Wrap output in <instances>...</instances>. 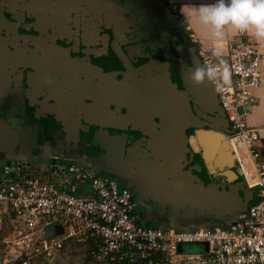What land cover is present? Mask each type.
I'll return each mask as SVG.
<instances>
[{
	"label": "flooded vegetation",
	"instance_id": "flooded-vegetation-1",
	"mask_svg": "<svg viewBox=\"0 0 264 264\" xmlns=\"http://www.w3.org/2000/svg\"><path fill=\"white\" fill-rule=\"evenodd\" d=\"M144 6L142 0H0V136L13 139L10 158L0 163L40 177V167L64 168L75 180L93 169L129 192L144 226L188 230L198 220L190 216L197 210L189 197L209 181L201 150L189 142L193 129L184 131L192 157L187 162L185 153L180 161L188 180L173 193L189 201L154 202L148 185L158 178L150 166L155 151L148 143L135 147L151 130L127 116L130 105L117 80L158 58L170 81L186 92L199 124H211L216 107L199 101L190 90L197 85H185L177 72L182 63L173 45L188 41L185 27L176 20L178 33L174 28L159 35L152 20L142 22Z\"/></svg>",
	"mask_w": 264,
	"mask_h": 264
},
{
	"label": "built area",
	"instance_id": "built-area-1",
	"mask_svg": "<svg viewBox=\"0 0 264 264\" xmlns=\"http://www.w3.org/2000/svg\"><path fill=\"white\" fill-rule=\"evenodd\" d=\"M188 41L195 45L196 38L188 33ZM240 26L238 34L244 35ZM230 59L226 67L217 64L206 52L196 49L198 60L214 87L229 133L226 139L246 188L254 190L247 210L235 213L225 227H199L188 230L160 229L143 226L137 221L129 192L117 182L90 170H84L91 189L90 197H80L71 190L54 188L39 175L12 173L19 166H7L0 173V228L9 215L12 229L19 233H40L34 252L45 259L63 248L62 240L73 237L79 241L86 232L100 239V250L123 251L150 264L156 255L165 264H264V163L258 158L254 142L264 128L247 124L250 109L256 101L254 90L259 85L260 54L253 44L240 40L227 45ZM224 68L227 75H223ZM18 174V173H16ZM11 212L13 216H11ZM45 214L62 217L67 225L57 235H44L40 228L47 222ZM55 220V219H51ZM69 222L76 224L73 229ZM21 225L16 228L15 225ZM8 228L7 224L5 225ZM200 252L182 251L181 246L200 244ZM126 254V253H123ZM19 264H29V256L18 258Z\"/></svg>",
	"mask_w": 264,
	"mask_h": 264
},
{
	"label": "crops",
	"instance_id": "crops-1",
	"mask_svg": "<svg viewBox=\"0 0 264 264\" xmlns=\"http://www.w3.org/2000/svg\"><path fill=\"white\" fill-rule=\"evenodd\" d=\"M142 1L145 5L143 7L144 11L141 13L142 22H146L148 19L152 20L159 28L155 29L157 33L161 36H165L167 33L170 34L175 31V29L178 33L179 27L176 23V20H178L181 25L187 28L188 33L196 38L197 42L194 45L195 48L206 52L217 64H221L224 67L227 66L230 59L227 48L229 43L246 40L255 46L260 54V77L259 85L253 92L256 96V101L250 109L247 124L251 128H264V0ZM240 26L245 29L244 35L238 34V28H240ZM176 38L177 37H173L171 41L174 42ZM179 44H183L180 39L173 45V51H175V46ZM227 73V69L224 68L223 75H227ZM147 143L148 147L155 151L154 159L151 161L150 166L158 173V178L155 180L154 177L152 179L153 182H150L148 185L150 188L149 191L153 195L154 202L161 203L162 205L170 204L174 206L177 195L175 196L173 193L176 192L177 189H183V185L180 184L177 178H174L172 170L165 164L166 161L164 157L157 154L158 152L162 153L158 151V147L154 144L152 145L148 140L135 147L138 150V147L144 144L146 145ZM12 144L13 139L11 137L8 135L0 136V160L10 158L9 153ZM191 145L193 148L195 147V143ZM254 147L258 152L259 160L264 163L263 132H259L258 138L254 142ZM8 165L9 163H0V173L2 169ZM90 170L97 175H101L93 169ZM22 172L28 171L21 169L16 172L18 174L15 177H20ZM38 172H40L42 177L44 176L49 180L52 179L55 181L53 177L61 180V182L55 181V185L44 181L50 184L56 191L61 189L71 190L80 197H90L92 195L89 183L85 178H81L80 180L72 178L65 179L63 176L65 172L64 168H57L53 172H50L40 167ZM14 174L15 173H12V176H14ZM238 194H241V192H238ZM245 198L248 199L247 196H245ZM192 199L194 201L190 200L191 207L195 208L197 211L193 213L191 212L193 209H191L190 216H196L198 220L193 223L197 225H192L188 229L213 227L222 224L227 226L233 220V211L236 213V209L239 205L236 196H232V198L227 197L226 201L222 203L221 200H224L223 194L216 192V189L212 186H205L204 188L200 186L198 191L193 193ZM186 200L189 201V199L181 201L185 202ZM251 201L252 200H250V202ZM233 205H235V207ZM136 214L137 221L140 223L138 220V213ZM159 227L161 226H157L156 228ZM162 228L166 229L165 227ZM180 248L182 251L191 250V253H195L204 249V246L200 244H191L181 246Z\"/></svg>",
	"mask_w": 264,
	"mask_h": 264
},
{
	"label": "water",
	"instance_id": "water-1",
	"mask_svg": "<svg viewBox=\"0 0 264 264\" xmlns=\"http://www.w3.org/2000/svg\"><path fill=\"white\" fill-rule=\"evenodd\" d=\"M178 29L180 31V28ZM195 50V46L185 40L183 44L175 46L178 60L182 63L177 68V72L181 79L186 81L185 85L187 83L197 85L190 90L195 91L199 101L205 104L213 101L215 104L216 108L211 110L213 112L211 120L208 119L211 124L198 123L190 109L186 92L170 81L164 63L158 58H152L126 73H121V79L117 80L116 86L121 89L120 94L129 102L130 107H125L128 111L127 116L135 117L142 127L151 130L149 133H143L148 135L150 143L158 147L161 154H164L166 166L172 170L174 178H177L181 185L185 184L183 181H187L188 178L182 175L181 167L184 164L180 161L184 160L185 153H188L187 162L192 157V153L186 146L184 131L192 128L193 137L201 150L206 175L209 177V181L202 185V188L214 187L216 192L223 194L222 203L227 197L236 196L239 204L236 212L247 210L254 190L245 187L228 141L222 134L228 131L227 123L217 102L214 87L209 82ZM154 118L157 120L154 121ZM212 123H217V125L213 126ZM227 144L230 149L227 148ZM188 184L186 188L190 189V182ZM193 190L196 192L195 188ZM176 199L182 200L178 196ZM189 199L194 201L192 197ZM133 210L138 213L137 207ZM11 216H13L12 212ZM45 217L47 222L41 226L40 232L44 235L60 234L62 232L60 224L56 220H51L49 214H45ZM204 248H206L205 243Z\"/></svg>",
	"mask_w": 264,
	"mask_h": 264
},
{
	"label": "rangeland",
	"instance_id": "rangeland-1",
	"mask_svg": "<svg viewBox=\"0 0 264 264\" xmlns=\"http://www.w3.org/2000/svg\"><path fill=\"white\" fill-rule=\"evenodd\" d=\"M190 140L191 144L194 145L192 137ZM16 175L17 174L15 173L13 177H15ZM63 176L65 177V179L71 178V171H65ZM41 178L43 181H47L52 185L55 183V181L61 182V180L56 179V177H53L55 181H53L52 179L49 180L44 176H41ZM51 219H57L59 223L62 224L64 229H67V225L62 222L61 216L51 214ZM3 220L5 222L1 227L3 229V236L0 244H2L3 246L0 247V263H5L14 259L18 260V258H20L21 256H26L27 254V256H29V264H94L96 260L101 259V255H104L103 253H96L94 252V250L86 251V249L88 248L87 245L75 243L78 241L71 237L62 240L63 248L59 251L57 250L55 253L50 255L49 258L45 259L44 256L36 254L34 252L36 239L40 236L39 232L35 230L34 232L23 231L19 233L16 229H12L14 224L9 221V215L3 216ZM43 221H46V219H44ZM6 224L8 228L5 227ZM69 225L73 229L76 226L74 222H69ZM225 226V224L219 225V227ZM15 227L20 228L21 225L16 224ZM166 229L176 230L172 227H167ZM82 236L84 237V239L88 237L92 240H95V242L100 240L99 238L93 235H89L86 232H84ZM58 237H62V235L60 234ZM82 240L79 241L81 242ZM187 252H191V250H187ZM88 254L90 258H88Z\"/></svg>",
	"mask_w": 264,
	"mask_h": 264
},
{
	"label": "trees",
	"instance_id": "trees-1",
	"mask_svg": "<svg viewBox=\"0 0 264 264\" xmlns=\"http://www.w3.org/2000/svg\"><path fill=\"white\" fill-rule=\"evenodd\" d=\"M3 229L0 228V241L2 239L3 236ZM78 244H85L88 246V248L86 249V251H92L94 250V252L96 253H102V251L100 250V247L103 246V243L98 240L95 242V240H92L90 238H86L84 240H82L81 242H75ZM3 245L0 244V247H2ZM126 253V254H123ZM88 258H90L89 254H88ZM140 259L137 257H131L129 256V254L127 252H123V251H119V252H115V251H111V252H107L104 255H101V259L96 260L94 262V264H138V261ZM0 264H19V260L14 259L12 261H8L5 263H0ZM150 264H165L163 261L159 260V257L156 255L154 258L151 259Z\"/></svg>",
	"mask_w": 264,
	"mask_h": 264
},
{
	"label": "bare ground",
	"instance_id": "bare-ground-1",
	"mask_svg": "<svg viewBox=\"0 0 264 264\" xmlns=\"http://www.w3.org/2000/svg\"><path fill=\"white\" fill-rule=\"evenodd\" d=\"M193 138V137H192ZM193 141H194V143H195V140H194V138H193ZM190 142V144H191V141H189ZM229 146H228V144H227V148H228ZM228 149H230V148H228Z\"/></svg>",
	"mask_w": 264,
	"mask_h": 264
}]
</instances>
